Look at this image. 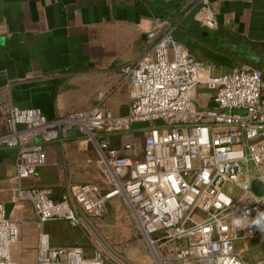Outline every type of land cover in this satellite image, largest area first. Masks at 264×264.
Segmentation results:
<instances>
[{"label": "built area", "instance_id": "2783aa9c", "mask_svg": "<svg viewBox=\"0 0 264 264\" xmlns=\"http://www.w3.org/2000/svg\"><path fill=\"white\" fill-rule=\"evenodd\" d=\"M194 19L215 28L210 0H198ZM171 31L168 25L149 52L122 69L130 102L124 116L107 110L104 93L90 109L54 119L0 94V148L16 151L17 180L47 165L43 144L68 139L75 130L96 144L113 187L103 194L95 184L71 185L60 201L48 187L18 191L32 202L40 222L66 220L91 234L96 245L94 255L85 257L78 247H51L41 234L38 264H121L89 223L103 217L116 196L151 247L177 243L173 256L181 264H264V255L247 262L233 247L238 232L244 238L264 235V79L247 68L202 77L204 64ZM197 88L208 92L211 107L192 101ZM136 124L150 125L140 145L124 138L120 148L111 146L110 135L128 133ZM253 181L263 186L261 196L253 192ZM226 183L233 188L224 192ZM17 239L0 203V264H14L10 247Z\"/></svg>", "mask_w": 264, "mask_h": 264}, {"label": "crops", "instance_id": "0c3cea01", "mask_svg": "<svg viewBox=\"0 0 264 264\" xmlns=\"http://www.w3.org/2000/svg\"><path fill=\"white\" fill-rule=\"evenodd\" d=\"M210 1L215 28L195 21L198 0H0V94L19 108H39L54 119L90 109L104 93L107 110L124 116L130 102L122 69L149 52L168 25L173 39L204 64L202 77L247 68L264 79V0ZM163 22L167 25L160 26ZM191 99L199 107L212 106L203 88L194 90ZM149 128L136 124L128 133L112 134L111 146L120 148L124 138L140 145L137 136L144 137ZM43 148L47 165L24 180L15 178L16 151L0 148V203L18 230L10 247L14 264H38L41 234L51 247H78L85 257L96 250L94 238L81 227L62 219L40 222L32 202L20 198L19 190L48 187L56 201L66 196L69 186L84 182L96 181L91 184L103 194L111 191L104 185L105 175L101 178L96 144L86 136L72 130L68 139ZM113 198L103 217L89 220L106 248L110 241L131 236L129 211ZM176 245L157 246L166 259ZM233 247L245 261L254 262L264 255V235L244 238L238 232Z\"/></svg>", "mask_w": 264, "mask_h": 264}, {"label": "rangeland", "instance_id": "374dc122", "mask_svg": "<svg viewBox=\"0 0 264 264\" xmlns=\"http://www.w3.org/2000/svg\"><path fill=\"white\" fill-rule=\"evenodd\" d=\"M138 142L142 143L144 137L142 134L138 135ZM100 165V164H99ZM101 167V166H100ZM101 170L103 171L104 169L101 167ZM101 171V178L103 179L104 171ZM106 184L105 187H108V189L112 190V184L107 183L106 178H104ZM96 183V181L92 182H84V183ZM230 188H233V186L230 183H226L223 186V191L227 192ZM113 199L114 202L118 203L120 206H122L124 209H127L126 203L122 199L121 196H116ZM129 222V232L131 233L130 238L124 240L123 242L119 243H111L109 244V247L111 248V251H113L115 254L119 255L121 264H181L177 260L174 259L173 254L169 256L168 258H164L162 256L161 249L157 246L154 245L151 247L148 243V241L140 235L138 232V229L135 228V224L133 220L129 217L127 219V223ZM118 228H114L113 235L117 239V232ZM121 236V235H120ZM109 247L107 246L108 251L112 254L110 251ZM113 249V250H112ZM137 254H140V257H137ZM114 264V261L109 259L108 264ZM195 264V263H192ZM197 264V263H196Z\"/></svg>", "mask_w": 264, "mask_h": 264}, {"label": "water", "instance_id": "95a60500", "mask_svg": "<svg viewBox=\"0 0 264 264\" xmlns=\"http://www.w3.org/2000/svg\"><path fill=\"white\" fill-rule=\"evenodd\" d=\"M231 113L236 114V113H244V112L237 109H233ZM251 187L256 195L261 196L263 194V186L259 181H253Z\"/></svg>", "mask_w": 264, "mask_h": 264}]
</instances>
